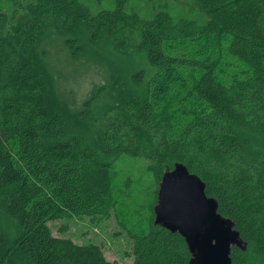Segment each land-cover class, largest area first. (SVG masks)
<instances>
[{"label": "trees", "instance_id": "1", "mask_svg": "<svg viewBox=\"0 0 264 264\" xmlns=\"http://www.w3.org/2000/svg\"><path fill=\"white\" fill-rule=\"evenodd\" d=\"M10 1L0 9V264H116L48 222L105 215L122 155L147 158L156 183L184 163L247 243L231 248L232 262L245 264L251 243L264 256V0H191L205 20L143 17L125 0L95 14L82 0ZM76 25L92 42L114 35L121 51L145 54L154 71L142 96L118 69L82 99L60 86L47 43L63 38L81 59ZM131 235L132 264H188L179 233L151 222Z\"/></svg>", "mask_w": 264, "mask_h": 264}, {"label": "rangeland", "instance_id": "2", "mask_svg": "<svg viewBox=\"0 0 264 264\" xmlns=\"http://www.w3.org/2000/svg\"><path fill=\"white\" fill-rule=\"evenodd\" d=\"M117 0H82L93 14L102 10L113 9ZM191 0H125L126 11H136L143 17H150L154 11L166 9L174 17L200 18L206 16L191 9ZM12 1L0 0V9L9 11ZM71 34L84 44L85 55L74 59L63 43V38L56 37L47 43L50 61L60 76L58 80L63 88H72L77 99H82L96 86L105 81V76L112 69H118L125 86L142 96L146 83L154 69L149 65L143 52L136 49L121 51L115 42V36H101L92 42L83 27L76 25ZM138 69L144 71L143 81L135 84L130 76ZM123 70V71H122ZM168 106L162 109L166 112ZM145 157L118 156L113 164V202L105 215L90 217H71L48 222L52 234L67 237L75 243H93L98 245L104 257L116 264H132V232L148 230L153 222V206L157 200L158 183L148 168ZM261 203V202H260ZM264 205V203H261ZM264 211V210H263ZM5 231H10L13 222L9 217H2ZM245 264H264V256L256 253L251 243L244 256Z\"/></svg>", "mask_w": 264, "mask_h": 264}, {"label": "water", "instance_id": "3", "mask_svg": "<svg viewBox=\"0 0 264 264\" xmlns=\"http://www.w3.org/2000/svg\"><path fill=\"white\" fill-rule=\"evenodd\" d=\"M205 183L182 162L163 172L153 206V224L179 233L188 248V264H233V246L246 249L234 220L220 214Z\"/></svg>", "mask_w": 264, "mask_h": 264}, {"label": "flooded vegetation", "instance_id": "4", "mask_svg": "<svg viewBox=\"0 0 264 264\" xmlns=\"http://www.w3.org/2000/svg\"><path fill=\"white\" fill-rule=\"evenodd\" d=\"M236 229V228H235ZM239 231V230H238ZM234 247V246H233ZM233 263V262H232ZM234 264V263H233Z\"/></svg>", "mask_w": 264, "mask_h": 264}, {"label": "bare ground", "instance_id": "5", "mask_svg": "<svg viewBox=\"0 0 264 264\" xmlns=\"http://www.w3.org/2000/svg\"><path fill=\"white\" fill-rule=\"evenodd\" d=\"M240 260V259H239Z\"/></svg>", "mask_w": 264, "mask_h": 264}]
</instances>
